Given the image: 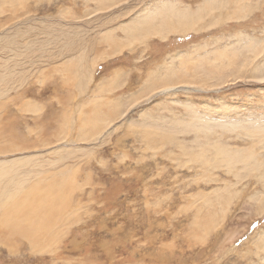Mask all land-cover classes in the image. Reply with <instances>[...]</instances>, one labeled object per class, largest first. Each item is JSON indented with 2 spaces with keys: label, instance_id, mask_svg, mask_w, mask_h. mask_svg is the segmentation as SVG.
<instances>
[{
  "label": "rangeland",
  "instance_id": "1",
  "mask_svg": "<svg viewBox=\"0 0 264 264\" xmlns=\"http://www.w3.org/2000/svg\"><path fill=\"white\" fill-rule=\"evenodd\" d=\"M206 1L0 0V264H264V0Z\"/></svg>",
  "mask_w": 264,
  "mask_h": 264
},
{
  "label": "bare ground",
  "instance_id": "2",
  "mask_svg": "<svg viewBox=\"0 0 264 264\" xmlns=\"http://www.w3.org/2000/svg\"><path fill=\"white\" fill-rule=\"evenodd\" d=\"M206 3L208 5H213L211 4V2L209 0L206 1ZM188 8H184L182 10L180 9H176L175 10V6L172 5V4H169L167 6H161V8H158L156 9V11H154L153 13H150V14H147V18H144L142 20H137L138 22H141V26L146 30V31H152L153 33H160L159 36L160 37H164L165 35L161 34V33H164L162 30L163 29H171V28H174L175 32H187L189 30H196V27H197V24H198V27L199 28V24H202V26L204 25V21H203V15L199 14V12L197 13H192L191 12H188L187 10ZM212 9L213 7H209V6H206L205 10L207 11H210L212 12ZM175 11V12H174ZM195 14V18H193L192 16ZM157 16V17H156ZM211 19V18H210ZM208 20V19H207ZM135 22V19L133 18V21L130 22L131 23H134ZM208 22H206V25L210 24V20H209V23L207 24ZM166 27V28H165ZM171 27V28H170ZM204 28V26H203ZM162 29V30H160ZM172 30V29H171ZM166 33H167V30H166ZM164 33V34H166ZM180 34V33H179ZM225 55V53H224ZM84 69V68H83ZM174 71L172 70H167L166 71V74L167 75H170L172 74ZM173 84V83H172ZM167 87V86H165ZM163 87V89L165 88ZM171 88V87H169ZM168 89V88H167ZM111 108V107H110ZM115 112V111H113ZM192 120V119H191ZM190 120V121H191ZM193 121V120H192ZM189 122V123H192ZM195 121V119H194ZM194 123V122H193ZM198 123V122H197ZM196 124V123H195ZM199 124V123H198ZM200 126V125H199ZM208 128V126H207ZM253 131V130H252ZM256 131V130H255ZM218 144V143H216ZM220 144V143H219ZM218 148H219V145H218ZM225 148V147H223ZM201 151V150H200ZM228 151V150H227ZM229 152H230V149H229ZM201 155H203L201 153ZM200 155V156H201ZM205 155V156H204ZM204 158L206 157V154H204ZM237 156V155H236ZM241 160V159H240ZM229 162V161H228ZM230 163V162H229ZM249 164V163H248ZM234 170V169H233ZM16 180V179H15ZM0 182L2 183L1 181V178H0ZM264 182V181H263ZM13 183V182H11ZM3 184V183H2ZM7 190L6 188L0 186V206L1 204H4V201L7 197ZM6 195V196H5ZM43 228V227H42ZM42 229L38 226L35 227V229H33V231L30 233L31 234V237H37ZM45 239V238H44ZM30 240V239H29ZM35 240V239H33ZM33 244V241L32 243ZM31 246V245H30Z\"/></svg>",
  "mask_w": 264,
  "mask_h": 264
}]
</instances>
